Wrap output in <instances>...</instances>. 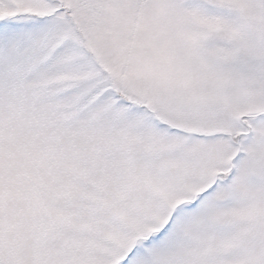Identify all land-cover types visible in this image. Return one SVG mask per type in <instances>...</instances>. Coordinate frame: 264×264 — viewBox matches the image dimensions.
I'll return each instance as SVG.
<instances>
[{"label": "snow or ice", "instance_id": "1", "mask_svg": "<svg viewBox=\"0 0 264 264\" xmlns=\"http://www.w3.org/2000/svg\"><path fill=\"white\" fill-rule=\"evenodd\" d=\"M0 264H264V0H0Z\"/></svg>", "mask_w": 264, "mask_h": 264}]
</instances>
